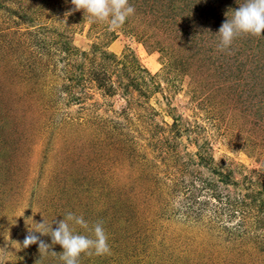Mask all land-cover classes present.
Returning <instances> with one entry per match:
<instances>
[{
	"label": "rangeland",
	"instance_id": "1",
	"mask_svg": "<svg viewBox=\"0 0 264 264\" xmlns=\"http://www.w3.org/2000/svg\"><path fill=\"white\" fill-rule=\"evenodd\" d=\"M128 2L0 0V264H64L23 241L69 212L111 249L78 264H264V33L218 49L245 0Z\"/></svg>",
	"mask_w": 264,
	"mask_h": 264
},
{
	"label": "clouds",
	"instance_id": "2",
	"mask_svg": "<svg viewBox=\"0 0 264 264\" xmlns=\"http://www.w3.org/2000/svg\"><path fill=\"white\" fill-rule=\"evenodd\" d=\"M73 11L83 10L87 14L88 23L107 22L112 29L121 28L126 20L134 14L135 9L129 5L128 0H71ZM264 33V0H245L239 8L232 12V18L227 19L219 28L220 51L230 48L234 41L241 36L260 37ZM92 232V236L76 234L70 223ZM37 230L30 231L23 241V247L38 244L40 253L47 254L51 245L41 240L40 235H49L52 244H58L63 251L60 259L64 264H78L81 254L104 256L110 255L111 249L108 236L102 222H96L89 229L88 223L82 216H75L69 212L66 218L58 222L53 229L51 225L38 223ZM3 249H0V254ZM55 255V252H51Z\"/></svg>",
	"mask_w": 264,
	"mask_h": 264
},
{
	"label": "trees",
	"instance_id": "3",
	"mask_svg": "<svg viewBox=\"0 0 264 264\" xmlns=\"http://www.w3.org/2000/svg\"><path fill=\"white\" fill-rule=\"evenodd\" d=\"M197 154H198L199 159L202 162L206 160V156H205V153L204 152H202V153L197 152ZM213 172L218 175L217 178L216 177H213V176H211V178H209V180L199 178V181H200L199 183L201 184V188H203V187H210V186L214 187L215 185L214 184H211L210 182L215 181L216 179H217L216 181L222 182V183H225V184H229V182L230 183L234 182V181H231L232 179L230 178V173L229 172H224V171H221V170L219 171L217 169H213ZM213 189H216V188H213ZM195 191L196 190H191L190 191L191 194H189V197H193V194L196 193ZM197 191H200V190H197ZM241 201H243V199H241ZM232 202H234V200L231 201V203Z\"/></svg>",
	"mask_w": 264,
	"mask_h": 264
}]
</instances>
